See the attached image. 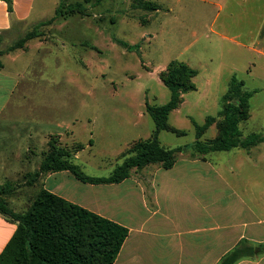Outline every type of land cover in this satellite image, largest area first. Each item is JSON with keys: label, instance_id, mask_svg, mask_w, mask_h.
<instances>
[{"label": "rangeland", "instance_id": "1", "mask_svg": "<svg viewBox=\"0 0 264 264\" xmlns=\"http://www.w3.org/2000/svg\"><path fill=\"white\" fill-rule=\"evenodd\" d=\"M144 2L155 6L146 9ZM161 2L66 0L57 11L59 0H51L42 17L0 34L3 53L30 34L36 37L20 49L37 40L44 44L39 50L31 47L22 61L31 64L25 72H36L39 85L19 88L15 104L0 111V133L13 134L8 142L17 149L14 168L20 171L12 181L17 194L27 192L34 198L43 188L47 174L30 188H25L30 179L24 176L38 170L53 147L65 150L87 175L108 177L127 150L153 137L155 123L147 107L170 100L171 91L161 74L174 60L198 71L193 80L196 90L184 94L169 115L173 131L160 132L162 146L193 144L195 123L203 125L209 116L214 123L200 140H213L224 118V96L233 75L244 82V91L253 93L250 117L239 123L242 138L264 136V0ZM76 4L84 7L74 8ZM253 148L207 155L244 198L264 197V156L261 162L245 156ZM189 159H193L190 153L176 154L175 164ZM142 170H133L134 178L142 179ZM67 180L68 188L85 184L73 176Z\"/></svg>", "mask_w": 264, "mask_h": 264}, {"label": "crops", "instance_id": "2", "mask_svg": "<svg viewBox=\"0 0 264 264\" xmlns=\"http://www.w3.org/2000/svg\"><path fill=\"white\" fill-rule=\"evenodd\" d=\"M50 3L51 0H13L10 13L6 2L0 0V34L42 17ZM43 45L37 40L25 49L12 50L1 57L11 64L8 66L2 60L0 111L15 104L19 88L29 90L39 85L36 72H25L31 64L25 66L22 61L31 47L39 50ZM3 136L0 133V186L17 180L20 171L14 168L17 149L8 142L13 140V134ZM259 145L250 154L245 153L250 161H262L264 149ZM256 152L257 155L252 154ZM207 155L200 156L207 159L204 162L191 155L193 159L178 162L171 169L149 165L142 170V179L132 175L118 184L75 183L68 188L67 179L72 177L69 172L49 173L43 179V188L128 228L129 235L114 264H218L243 239L253 244L264 242V197L240 196L235 184L224 180L213 164L214 159L211 156L208 159ZM209 174L217 179H207ZM30 187L26 184L25 188ZM17 193L6 200L14 212H24L33 197L27 192L22 196ZM22 200L25 203L20 206ZM25 206L26 209H21ZM17 227L18 222L0 213V255ZM238 264H264V255Z\"/></svg>", "mask_w": 264, "mask_h": 264}, {"label": "trees", "instance_id": "3", "mask_svg": "<svg viewBox=\"0 0 264 264\" xmlns=\"http://www.w3.org/2000/svg\"><path fill=\"white\" fill-rule=\"evenodd\" d=\"M6 2L8 11L13 13V0ZM66 0H59L58 10ZM144 8H153V4L144 2ZM84 6L76 4L74 8ZM83 10V9H82ZM62 12V10H61ZM36 35H28L14 49L25 47L28 40ZM12 49V50H14ZM11 51V50H10ZM0 51V68H3ZM198 71L179 61H171L161 74L162 82L170 89V100L161 106L147 107L155 123L152 138L140 140L123 155V162L108 177L87 175L80 165L69 160L65 150L53 147L46 155L38 170L24 177L34 186L43 174L67 171L78 181L92 185L118 184L136 172L151 164H162L171 169L176 162V154L191 153L192 156H204L212 152H227L236 148L249 150L264 141L260 134H250L244 139L239 123L247 120L250 110L249 100L253 93L244 91V82L233 75L229 89L224 96L223 120L219 123L218 135L204 142L200 138L214 123V117H207L203 125L195 123L197 140L191 145L173 149L162 146L159 140L161 131H173L168 124L169 115L183 101V95L196 90L194 78ZM18 187L7 182L0 186V213L10 216L18 222V227L0 255V264H114L122 246L129 235L128 228L91 212L79 205L41 188L27 210L14 212L6 198L16 193ZM264 255V242L253 244L241 240L228 251L218 264H238L245 259H256Z\"/></svg>", "mask_w": 264, "mask_h": 264}]
</instances>
